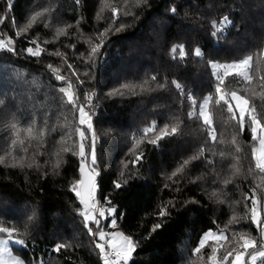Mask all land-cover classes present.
<instances>
[{"label": "trees", "instance_id": "1", "mask_svg": "<svg viewBox=\"0 0 264 264\" xmlns=\"http://www.w3.org/2000/svg\"><path fill=\"white\" fill-rule=\"evenodd\" d=\"M112 8L117 9L115 15ZM45 9L43 17L17 36L32 15ZM225 16L232 25L217 40L212 24ZM0 18V39L14 41V51L0 49V98L6 101L0 106V156L5 157L0 164V226L16 227L13 235L26 241V247L14 248L25 264H103L95 249L97 237L85 227L82 204L72 191L81 178V138L74 129L85 130L88 153L92 137L59 91L68 82L78 105L97 104L98 195L106 214L107 209H115L103 226L112 230L115 218L116 226L136 242L129 264L222 262L226 250L233 247L220 244L231 243L246 230L259 247L261 232L249 209L252 199L262 204L264 173L255 169L251 132L247 126L238 131L230 114L213 104V141L202 120L189 118L187 93L199 104L214 92L216 80L209 61L229 63L252 55L251 82L228 77L226 86L238 89L264 113V0H0ZM65 25H71L67 34L57 37V29ZM94 44L102 46L90 56ZM37 45L40 55L26 51ZM174 45L183 46V58L179 47L173 54ZM197 47L201 57L195 55ZM57 51L61 55L52 54ZM53 69L66 79L58 80ZM172 81L183 87L184 95ZM123 84L137 87L126 89ZM34 112L38 126L47 120L42 142L25 140L27 152L13 151L8 127L13 114L26 125ZM153 124L156 127L143 134ZM165 125L168 132L172 127L178 131L157 139ZM234 135L241 147L238 154L231 144ZM151 139L157 143H149ZM65 146L77 154L64 152ZM201 148L202 156L172 175ZM13 156L24 157L25 166L11 167ZM115 182L121 187L116 188ZM244 207H248L245 212ZM161 210L166 214L161 215ZM236 213L238 222L229 224ZM242 215L245 220L240 224ZM25 225L27 235H23ZM209 230H223L225 240L209 241L196 253ZM58 243L70 246L57 252ZM211 246L217 247L213 261L208 259Z\"/></svg>", "mask_w": 264, "mask_h": 264}, {"label": "snow or ice", "instance_id": "2", "mask_svg": "<svg viewBox=\"0 0 264 264\" xmlns=\"http://www.w3.org/2000/svg\"><path fill=\"white\" fill-rule=\"evenodd\" d=\"M48 9H45L44 12H36L34 15L30 17L28 24L25 27H22L18 32L17 36L22 35L27 28L31 27L34 22L37 21L38 17H43L44 13L47 12ZM175 11V9H173ZM117 12L116 8H112V13L115 15ZM101 17L98 14L97 19L99 20ZM3 23V18H0V24ZM79 23V21L77 22ZM232 25V21L229 17L225 16L222 18L219 24L215 21L212 24L213 32L212 35L214 38H219L226 32L227 28ZM46 27L48 25H45ZM71 27V25H65L63 28L57 29V37L60 35H66V29ZM122 27V26H121ZM111 30V27L105 28L103 32L99 35L103 36L105 33ZM120 29L117 28L116 31ZM47 42V41H46ZM35 43V41H32ZM14 41L9 39L7 43L3 39H0V49L7 48L8 51H14ZM101 44H94L90 50V56H95L98 53ZM179 47L181 58L185 56V52L183 50V46H173L172 52L175 54L177 48ZM30 55L38 56L41 53V49L39 45L36 46L35 49L28 48L26 50ZM54 55H61L59 51L52 53ZM195 55L197 57L202 56V51L199 47L195 49ZM253 60L252 55H247L244 58L233 61L229 63H220V62H213L209 61L211 69L213 70V75L215 77L216 83L214 86V92L208 93L202 99V102L197 104V100L194 98L191 92L187 93V99L191 103V110L188 113L189 118H196L203 121V124L207 127L208 135L213 141H216V134L215 129L212 127L213 119H212V112L211 107L213 104L225 110L227 113L230 114L229 118L231 121H234L237 125L238 131H244L245 127L247 126L251 132L252 141L255 142V145L252 147V156L255 160V169H257L260 173H264V113L258 112L257 108L254 104H250L249 99L246 98L245 95H241L238 89H229L226 86V79L228 77L236 78L237 82H251L252 76L250 75V67L251 61ZM52 68V65L48 66ZM71 67V65H69ZM56 72V78L58 80H65L66 78L61 76L58 70L53 69ZM87 75V73H85ZM21 75V74H18ZM153 81L156 79L155 76L151 78ZM36 84L35 81L32 82ZM82 83V81H81ZM148 81H145V85ZM175 84V87L181 91V94L184 95L183 87L177 83L176 81H172ZM37 87L39 85H36ZM159 87H163L164 85H158ZM122 88H131L134 89L137 87L136 85H129L123 84L121 85ZM141 90H144V85L139 86ZM73 85L71 82H68L67 87H62L59 89L61 93L67 98L64 101L67 104H71L73 108H75L79 113V124L80 125H87V131L92 135V144H91V164L95 165L96 163V155H95V143H96V134L93 130V126L91 123L92 115L90 111H86L85 106L78 105V96L72 90ZM119 91V90H114ZM247 91V89H245ZM119 94L123 95V92ZM86 99L90 102L92 99V94H86ZM5 99L0 98V106L5 105ZM238 113V115H237ZM8 127L11 130V135L13 139L11 140V148L12 150H16L17 148L27 152L28 148L25 145V140H37L42 142V137L45 134V130L48 128L47 120L42 122L41 126L37 125V119L35 117V112L33 113V118L26 124L21 125L19 120L16 119L15 114H13L12 120L10 121ZM155 124H153L149 128H144L142 130L143 134H147L151 132L155 128ZM168 125H165L164 129L160 130V136L157 139L162 138L163 135L175 134L178 129L177 127H172L171 131L168 132ZM76 133L79 134L81 141L85 139V130H82L80 127H76L74 129ZM24 133V137H21V133ZM71 134H69L70 138ZM64 141V137L61 138ZM157 139H151L148 142L155 144L157 143ZM223 142V141H221ZM139 143V140L136 141ZM231 144L235 147V152L238 154L241 152V147L237 142V137L234 135L231 139ZM135 147V144H134ZM64 152L73 151V154H77L74 149H71L67 146L63 148ZM204 149L201 148L197 154L190 157L189 160L183 161V164L180 168L176 170L172 175L176 176L178 172L183 170V167L186 166L190 160L197 159L203 155ZM12 152L10 151L7 155H11ZM59 155V153H57ZM78 155L81 157L80 163V172H81V179L76 182L72 186V191L76 193V196L80 199V203L84 205V211L80 214L84 218L85 227L88 228V232L90 234H94L99 237L102 243H97L96 248L99 249L101 258L103 259L104 264H129V261L132 259L133 253L136 251V242L130 236H126L121 232L115 233H106L101 227L99 220L96 219V200L93 196V193L96 189L95 184V176L98 175L95 168H91L87 174H85V148L84 143L81 142L79 144V152ZM221 156L224 153H220ZM142 154L137 156L136 159H141ZM237 161H239V156L236 157ZM13 163L10 164L11 167H24V157L16 158L13 156ZM5 162V157L0 156V164ZM28 167H31L32 164H28ZM55 167H59V160H57ZM233 167H236L233 165ZM251 170V169H250ZM236 171L239 172V169L236 168ZM126 182V181H125ZM229 180H225L224 183H229ZM82 186L80 190L77 189V186ZM115 187L120 188L121 184L119 182H115ZM213 195H216L214 192ZM223 202V201H221ZM110 203V202H109ZM260 201L258 199H252V206L249 209L250 211V219L253 224L257 226L259 231L261 232V242L259 247L257 246V241L255 238L250 237L247 233H238L242 244L239 245L240 248H243V251H239L237 248H233L231 250H226V254L223 255V261L227 262L229 256H232L235 253L234 258L231 261V264H245L244 257L245 255L248 256L247 264H257L258 261L264 262V219H261L258 206ZM107 211L111 214L115 211L114 208H109ZM105 210L103 208L99 209V215L101 217L104 216ZM161 215H165L166 213L161 210ZM31 220L32 217H29ZM89 222L94 223L96 225V231L93 233V229L88 227ZM233 222H238L236 215L233 214L231 219L229 220V224ZM112 227H116L115 218L112 219ZM159 225L154 226L153 231L158 228ZM18 229L16 227H4L0 226V264H25V261L21 258L16 256L10 245L9 241L11 240L14 244L20 245L22 247H26V241L24 239H13V234L17 233ZM6 234L7 238H4ZM27 226L25 225V232L23 235H27ZM224 235L223 230H218L217 232H213L209 230L208 232L204 233L199 241L198 247L194 250L196 253H199L202 248L206 246L207 241L209 238L215 237L219 239ZM235 238V236H234ZM69 244L66 243H58L55 246V251H60L62 248L69 247ZM251 249V251H249ZM212 255L208 257L210 261L215 259L217 253V247L211 246Z\"/></svg>", "mask_w": 264, "mask_h": 264}, {"label": "rangeland", "instance_id": "3", "mask_svg": "<svg viewBox=\"0 0 264 264\" xmlns=\"http://www.w3.org/2000/svg\"><path fill=\"white\" fill-rule=\"evenodd\" d=\"M214 40H216V39H214ZM37 41V40H36ZM41 51H42V49H41ZM241 94V93H240ZM96 103H90V104H86V105H84L83 104V106H85V109H86V111H91V110H95V111H98V109L96 108ZM238 114V113H237ZM263 122V121H262ZM91 123H92V126H93V130L95 131V134H96V137H97V139H96V143H95V155H96V163L95 164H97L98 166H99V157H98V152H97V150H96V148H97V143H98V133H97V124H96V121H95V119H93L92 118V120H91ZM87 126V125H86ZM91 137H92V135H91ZM81 142H83L84 143V148H85V158H84V163H85V174H87L88 172H89V170L91 169V168H95V170H96V172L98 173V169L95 167V165H93V164H91V150H90V152L88 153V150H87V148L85 147L86 146V144H85V142H84V140L83 141H81ZM255 145V144H254ZM81 173V172H80ZM81 179V178H80ZM97 183H98V181H97V175L95 176V184H96V189H95V192L93 193V196H94V198H95V200H96V202H97V200H98V186H97ZM82 186H77V189L78 190H80V188H81ZM97 206H98V202L96 203V208H97ZM248 207H244V209H243V212H245V210L247 209ZM82 209H83V211H84V205H82ZM258 210H259V214H260V217H261V219H263L264 218V197H263V201H262V204L260 205V206H258ZM109 212L106 214V211H105V213H104V216L103 217H101L100 215H99V210H97L96 211V213H95V215H96V219L97 220H99V222H100V227L106 232V233H115V232H121V233H123L122 231H121V229L119 228V227H113V229L112 230H110V231H106L105 230V228H104V226H103V224H104V222L106 221V219H107V215L109 216ZM237 214L238 213H236V216H237ZM244 220H245V218H244V215H242V217H241V219H240V224H242V222H244ZM88 227H90V228H92L93 229V233H95V231H96V225L94 224V223H91V222H89V224H88ZM241 233H247L250 237H252V234H251V232L249 231V230H246V231H243V232H241ZM124 234V233H123ZM92 235H94V234H92ZM125 235V234H124ZM96 236V235H95ZM94 237V236H93ZM97 237V240H98V243H102V241H100V239H99V237L98 236H96ZM4 238H7V236H4ZM225 238H226V236H225V234L222 236V237H220L219 239H216L215 237H212V238H209V240L207 241V243L209 242V241H220V240H225ZM13 239H18V238H16L14 235H13ZM92 239H94V238H92ZM206 243V244H207ZM95 244V243H94ZM97 244V243H96ZM240 244H242V241L240 240V237H239V235L236 237V238H234V240L231 242V243H229V244H224V243H222V244H220V246H222V247H224V248H231V247H233V248H237L239 251H243V248H240L239 247V245ZM9 245H10V247H11V249H12V251H13V253H14V248L15 249H17V248H20V249H22L23 247L22 246H20V245H17V244H14L11 240L9 241ZM232 248V249H233ZM95 249H96V251H99V249L98 248H96L95 247ZM20 251H23V250H20ZM15 254V253H14ZM16 255V254H15ZM16 256H18V255H16ZM234 256H235V253H233V255L232 256H229V259H228V261L227 262H224L223 260H222V262H219V261H213V262H211L210 264H231V261H232V259L234 258ZM18 257H20V256H18ZM22 258V257H21ZM23 259V258H22ZM24 260V259H23ZM101 260H102V262H103V259L101 258ZM25 261V260H24ZM244 261H245V264H247V262H248V256L247 255H245V257H244ZM259 262V261H258ZM258 262H257V264H258ZM103 264H104V262H103Z\"/></svg>", "mask_w": 264, "mask_h": 264}, {"label": "built area", "instance_id": "4", "mask_svg": "<svg viewBox=\"0 0 264 264\" xmlns=\"http://www.w3.org/2000/svg\"><path fill=\"white\" fill-rule=\"evenodd\" d=\"M100 54H102V52H101ZM90 114L92 115V118H93V119H96V118L98 117V112L95 111V110H91V111H90Z\"/></svg>", "mask_w": 264, "mask_h": 264}, {"label": "clouds", "instance_id": "5", "mask_svg": "<svg viewBox=\"0 0 264 264\" xmlns=\"http://www.w3.org/2000/svg\"><path fill=\"white\" fill-rule=\"evenodd\" d=\"M73 90V89H72ZM180 93H181V91H180ZM98 112V111H97ZM98 116H99V112H98ZM98 118V117H97ZM97 118L95 119V121L97 120ZM97 202H98V206H97V210H99L100 208H102V204H101V201H100V199H99V195H98V200H97Z\"/></svg>", "mask_w": 264, "mask_h": 264}, {"label": "water", "instance_id": "6", "mask_svg": "<svg viewBox=\"0 0 264 264\" xmlns=\"http://www.w3.org/2000/svg\"><path fill=\"white\" fill-rule=\"evenodd\" d=\"M4 235H6V234H4Z\"/></svg>", "mask_w": 264, "mask_h": 264}]
</instances>
